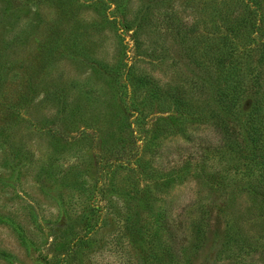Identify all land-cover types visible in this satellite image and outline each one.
Segmentation results:
<instances>
[{
    "label": "rangeland",
    "instance_id": "374dc122",
    "mask_svg": "<svg viewBox=\"0 0 264 264\" xmlns=\"http://www.w3.org/2000/svg\"><path fill=\"white\" fill-rule=\"evenodd\" d=\"M0 56V264H264V0H0Z\"/></svg>",
    "mask_w": 264,
    "mask_h": 264
},
{
    "label": "trees",
    "instance_id": "16d2710c",
    "mask_svg": "<svg viewBox=\"0 0 264 264\" xmlns=\"http://www.w3.org/2000/svg\"><path fill=\"white\" fill-rule=\"evenodd\" d=\"M195 33H198L196 27L187 31V35H186L187 40L190 43L197 45V47H201L202 53L204 52L205 54H208L210 57H216L217 53L219 51V48H220L219 45L217 43L215 44L212 42L203 43L202 39L199 38L198 35H195ZM223 47H224V45L222 46V48ZM219 55L222 56L226 60H229L231 57V53H229V51H225V50L219 51ZM224 59H221V60L224 63L230 64V61H226ZM239 69H240V67H238V68L234 67V68L230 69L226 75L227 76L226 80L224 81L227 92L224 94L225 97H224L223 101H221V105L223 106V108L226 111L227 110L230 111L231 109H233L235 102H236V97L238 96V90L241 88L239 86V82L241 79L240 74H239ZM136 85H138V87L145 88L146 83L136 82ZM148 88L150 91L149 97H151V96H153V94L157 93L156 92L157 90L155 88H152V90L150 89V87H148ZM140 90H144V89H140ZM143 92L146 95H148L147 91L144 90ZM262 97H264V90L262 93ZM176 102H177V104L180 103V102H178V100H176ZM252 112H253V114H252L253 120H252V124L250 125V129L255 131L256 132L255 134L258 135L260 131H264V104L262 106H257L256 108H254V110ZM254 115H255V117H253ZM255 134L253 133V135H255ZM257 158L259 160L258 163L263 166V170H264V160H262L261 157H257Z\"/></svg>",
    "mask_w": 264,
    "mask_h": 264
}]
</instances>
